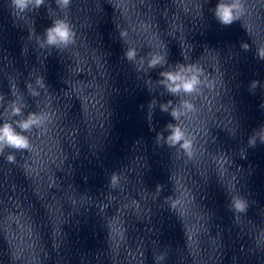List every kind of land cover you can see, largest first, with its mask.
I'll list each match as a JSON object with an SVG mask.
<instances>
[{
  "label": "clouds",
  "instance_id": "clouds-1",
  "mask_svg": "<svg viewBox=\"0 0 264 264\" xmlns=\"http://www.w3.org/2000/svg\"><path fill=\"white\" fill-rule=\"evenodd\" d=\"M29 2L30 0H13L14 5L21 11L28 7ZM42 3L43 0H35L36 7H39ZM69 3L70 0H60L62 7H67ZM242 12L243 5L241 0H228V2H225V0H220V2H218L215 7V16L223 25H231L234 21L240 20ZM121 35L123 36L125 33L121 32ZM74 42L75 32L73 31L69 22L65 20L61 19L54 21L53 26L46 30V43L50 46L64 45L66 47ZM244 47L247 48L248 45L245 44ZM258 55L260 58L264 59V48L258 49ZM126 56L129 60L134 59L136 56L135 49H129L126 52ZM163 60V56H153V58L149 61V67H155ZM160 75L164 77V81L168 82L166 87L168 88V91L173 94L179 93L181 91L185 93H191L198 86V78L195 76L186 78L178 72H161ZM164 81L161 82L163 83ZM253 86H255V84ZM170 103L171 101H169V104ZM188 106L191 107L190 105ZM162 110L167 111V106H162ZM13 114L19 115L20 108L14 107ZM171 115L173 119H179V114L176 110H173ZM35 117V113H30L27 119L23 121H17V127H19L22 132L28 131L38 122ZM167 127L170 130V134L167 138L170 145H175L183 141L181 147L185 149L190 147V143L185 140L184 133L178 124H169ZM261 139L264 140V133L261 134ZM254 142V139L250 140V143ZM5 146L17 150H28L31 147L29 138L25 135H22L21 132H17L13 126L7 122L4 123L2 127H0V153L3 152ZM7 160L9 163H14L15 157L13 155H9ZM116 182L117 177L114 175L112 177V185L115 186ZM234 207L237 211L243 212L246 205L243 201L237 199L234 200Z\"/></svg>",
  "mask_w": 264,
  "mask_h": 264
}]
</instances>
